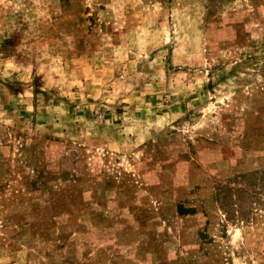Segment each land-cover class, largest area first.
Masks as SVG:
<instances>
[{
    "label": "rangeland",
    "instance_id": "obj_1",
    "mask_svg": "<svg viewBox=\"0 0 264 264\" xmlns=\"http://www.w3.org/2000/svg\"><path fill=\"white\" fill-rule=\"evenodd\" d=\"M262 169L264 0H0V264H264Z\"/></svg>",
    "mask_w": 264,
    "mask_h": 264
},
{
    "label": "trees",
    "instance_id": "obj_2",
    "mask_svg": "<svg viewBox=\"0 0 264 264\" xmlns=\"http://www.w3.org/2000/svg\"><path fill=\"white\" fill-rule=\"evenodd\" d=\"M1 187L3 185L0 184ZM263 191L264 169L250 173L236 174L231 178L217 181L213 186L212 198L219 204V208L227 217L226 220L235 218L237 220L247 221L249 219L247 216L248 212L241 205L239 207L237 202H234L235 199L238 202H243L248 197L259 199L263 195ZM177 206L180 215L184 216L192 212L190 208H184L182 203Z\"/></svg>",
    "mask_w": 264,
    "mask_h": 264
}]
</instances>
